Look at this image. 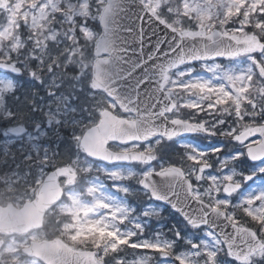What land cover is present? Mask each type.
Segmentation results:
<instances>
[{
	"label": "clouds",
	"instance_id": "clouds-1",
	"mask_svg": "<svg viewBox=\"0 0 264 264\" xmlns=\"http://www.w3.org/2000/svg\"><path fill=\"white\" fill-rule=\"evenodd\" d=\"M84 2L87 4L86 9L78 4L69 3V0H30L28 9L23 13L25 19L18 20L11 30L5 27L0 38V70L16 74L26 73L28 79L42 85L44 93L51 97L44 102L39 90L33 87L23 92V99L15 105L18 111L12 112L11 101L18 98L17 93L13 91L4 100V106L9 113L14 118L19 117L23 125H35L36 128L47 125L49 114L56 113L58 122L52 124L49 129L50 135L42 133L49 140L61 139L59 129L64 127L65 120L76 121L79 125L67 127L71 132L68 139L72 146V155L60 160H47V163L53 164L56 171L62 168L71 169L75 177V180L65 178L61 181V197L46 209V223L52 239L51 247L58 250L62 257L68 256L71 254L70 250L77 248L94 251L98 264H103L104 255L110 247L113 251L116 250L115 240L98 244L94 238L84 236L78 238L83 218L77 221L74 215L75 209L80 206L74 203V198L82 196L83 193L75 191V184L79 183L82 175L103 169L102 165H96L94 161L124 158L126 153L134 156L145 168L143 172L130 175L131 181L139 187L129 188L127 192L133 198L143 194L157 202L148 205L154 209L150 220L157 222L165 220L162 205L168 204L180 210L187 225L193 230L205 225L207 234L210 229L219 227L223 230L224 226H228L241 235L242 239L253 236L257 229L264 236V195L251 197L249 200L240 198L236 203L232 201V197L239 194L242 186L258 174L257 170L249 172L242 170L239 166L241 159L246 157L250 161H260L264 164V111L248 112L242 106L245 100L252 103L250 97L264 98V75L254 84L252 76L247 80H243V77H228L231 84L237 85L235 100L239 103L235 112L221 105L214 109L216 115L213 119L215 120L216 116L220 117L216 123L209 126L208 121H201L189 125L180 119L182 109L190 110L193 105L200 107L199 102L212 101L213 93L201 94L199 90H194L192 82L185 80L184 77L191 76L195 68L184 69L182 58L172 59L169 67L173 70L168 74L165 86L167 91L164 93L168 103L158 112L153 111L156 107L153 104L147 109L151 115L146 118L141 114L138 105L144 103L148 97L159 95L162 91L161 86L151 84L142 90V95L130 86L120 87L122 80L119 79L114 66L118 62V57L125 55L120 51L123 46L117 44L113 53H101L98 56L95 39L102 34V28L98 33L90 25V21L103 25L107 18L106 2L105 0ZM259 3L264 7V0H259ZM15 7L17 5L13 0H6L0 3V12L7 14ZM138 7L147 11L143 0H133L128 5L133 11ZM241 8L242 0H227V7L223 8L222 12H207L201 8H189L184 5L182 9L177 8L179 14L171 19L161 17L159 24L181 36H195L211 31L213 37L220 38L215 41L216 46H222L226 39L237 44L249 45L246 51L249 53L257 51L260 54L259 61L254 55L251 56L253 63H259L264 68V43H258L264 40V20L252 16L254 5L250 4L249 7L243 8V11ZM150 18L154 17L150 15ZM21 22L28 35L19 30ZM231 25L234 27H230ZM126 28L128 34L134 30L132 27ZM127 47L134 49L135 44H129ZM185 54L192 55L193 50L189 49ZM137 59L133 55H127L124 59V70H127L130 62ZM242 80L243 83H239ZM223 87L227 90V85ZM257 92L259 96L256 95ZM192 96L197 99H190ZM253 107L255 108V104ZM33 114H36L35 117ZM245 116L249 119L246 120ZM228 117L236 121L235 125L218 131V125L225 123L231 125ZM13 122H16L15 119ZM106 127L113 129V138L104 145L103 155H92L81 146V140L86 134L92 133L93 129L97 133H102ZM177 127L204 133L209 140L218 138L224 144L240 146V150L222 156L220 153L224 145L216 147V151L213 149L198 151L185 145L179 157V165L169 162L157 169V165L163 163L158 151L159 146L177 135L175 131ZM242 129L258 130L259 143L251 137L242 139ZM130 137L134 138L129 141L130 147L125 146L122 142ZM31 148V142L23 139L11 152L9 157L11 163L9 160L0 161V166L11 168L10 173L5 171L4 174L8 179L0 180V196L7 202L16 204L19 200L35 201L43 187L44 179L40 177L29 179L31 174L28 170L45 163V160L32 153ZM257 200L259 205L253 208ZM245 204L247 206H244ZM186 206H191L197 211L193 212ZM238 213L247 217L245 223L242 224L237 219ZM174 235L180 239L178 232L175 231ZM56 241H61L62 244L57 245ZM186 243L192 248H199L191 240ZM174 244L175 241L160 245L162 250L158 255L160 257L174 255ZM7 247L8 242L5 241V248ZM149 254L152 255L151 252ZM201 255L206 258L200 259ZM238 255L240 253L231 251L230 246L228 251L224 248H217L216 251L200 249L192 254L193 258L189 264H223L220 257ZM152 259L153 264H158L155 255H152ZM25 261L31 264V258L23 246H20L9 254L6 261H0V264H25ZM49 264L59 262L49 258ZM252 264H264V259H253Z\"/></svg>",
	"mask_w": 264,
	"mask_h": 264
},
{
	"label": "rangeland",
	"instance_id": "rangeland-1",
	"mask_svg": "<svg viewBox=\"0 0 264 264\" xmlns=\"http://www.w3.org/2000/svg\"><path fill=\"white\" fill-rule=\"evenodd\" d=\"M28 1L30 2V0ZM13 3L17 5V7H15L12 12H9L4 16L3 22L5 23L3 24V27H0V38L3 36L5 27L11 30L12 26H14L18 20L23 21L25 19L23 13L26 11V9H28V2L26 0H13ZM69 3L78 4L80 7L85 9L87 8V4L84 2V0H69ZM146 4L150 11L157 17H166L171 19L173 16L179 14L176 11L177 8L180 7L182 9L184 5L189 8H201L207 12H222L223 8L227 7V0H146ZM242 4L243 8L249 7L250 4L254 5L252 16H258L261 20H264V7L261 6L259 0H242ZM243 8H241V11H243ZM184 19L186 20L187 17ZM90 25L95 31L99 33V29L96 27L98 22L90 21ZM230 27H234V25H231ZM19 30L25 35H28L22 22L19 24ZM248 30L251 31V29ZM208 32L209 31H206L200 35H205ZM252 55L256 57L257 61L260 60L259 52L254 51L249 53L247 51L234 57L224 59L221 62H201L197 65L191 64L183 66L184 69L190 67L195 68V71L192 73V75H186L184 79L191 81L194 90H199L201 94L204 92L213 93V100L208 102H199L200 107L193 105L190 110L182 109V112L186 111V113H188L196 111L203 113L199 116V118L203 119L204 121H208L209 126L216 123V121L220 119L219 116H216L215 120L213 119V116L216 115L214 109H218L219 106L223 105L229 107L230 111L235 112L237 104L239 103L235 100V91L237 90V85L231 84V82L228 80V77H243V80H247L249 76L254 77V75L257 74L258 77L256 78L255 82L260 80L261 75H259L257 71H255L254 75H252L254 71V63L251 59ZM259 65L262 67L261 64ZM262 70L264 72V68H262ZM243 80L239 83H243ZM167 81L165 82L164 87L166 86ZM15 82L16 80L11 77L0 76V95L5 91H12ZM38 85L40 87V95L44 98V102H46L51 97L44 93L42 85ZM225 85H227V90H225L223 87ZM220 93L223 94L221 95ZM256 95L259 96V92H257ZM190 99L196 100L197 97L192 96ZM1 104L2 96H0V105ZM247 104V107L243 105L242 106L244 109L246 108L248 112L264 111V98H254L252 99V103ZM253 104H255V108L253 107ZM35 115L36 114H34V117ZM195 118L199 119L197 117ZM245 119L247 120L249 118L245 116ZM228 120H231V125L228 123L218 125L217 130L219 131L222 128L235 125L236 121L232 120L231 117H228ZM199 121L201 120L199 119ZM57 122L58 119L56 117V113H50L47 125H41L39 128H36L35 125H32L31 130H29L26 136L22 138V140L27 139V141L31 142V150L32 153L34 152V155L40 157L42 160H45V163H42L39 167L28 170L31 174L29 179H31L33 176L40 177L41 179L44 177L46 174V166L49 167L53 165L47 163V160L50 159L55 161L63 159L62 157L66 152L68 153L67 156L72 155V146L70 140L68 139L71 132L67 127L70 125L72 127H79L76 121L65 120L64 127L59 129L61 139L53 138L52 140H49L47 139V136L42 135V133H48L50 135L49 129L53 123ZM212 139L213 147H209L205 144H194L193 141L196 140V138L194 140H192V138L181 139L176 143L175 146L179 148L181 153H178L174 148H172L171 152H173V154L171 155L174 158L180 157L184 151L185 145L196 148L198 151L210 150L221 146L222 143L219 142L218 139ZM202 140L209 139L202 136L200 137V141ZM211 140L209 141L211 142ZM165 145L167 144L162 143L159 146L158 151L160 155H165V153L168 152V150L164 148ZM167 146L171 147L173 145ZM226 146L227 147H223L220 155L227 156L240 150V146L237 145L233 146L234 149L232 148V145L226 144ZM2 151L6 152V149L4 151L3 148ZM161 158L162 157L160 156V159ZM95 164L102 165L103 169L93 170L85 175H82L79 179V183L75 184V191L77 193H83V195L79 196L78 198H74V203L80 205L75 209L74 215L77 221H80V219L83 218V223L80 224L79 227L78 238L80 236L94 238L98 244H104L108 240L116 241V250L113 251L111 247L109 248L108 252L104 255L103 264H153V254H149L150 252H154L152 249H161L159 247L160 245L170 244L174 238L175 240L184 241L185 245H182V251L179 255H176L174 252V255L172 256L157 260L158 264H189L193 258L192 254L200 249H204L205 251L208 249L216 251L217 248H224L226 251H228L212 232L209 231L206 234V229H201L198 231V234L191 231H184L185 233L183 232V239L182 234H180L178 231L180 239H177L176 235L173 234V232H175L173 224H170L171 229H169V231L172 233L171 236L173 240H163L161 238V228L163 221L156 224L155 226H149L151 223L150 218L154 212V209L150 208L148 205L153 203L146 200L144 202V199L140 200L137 197L133 198L127 192V189L129 188L136 189L134 183L130 179V175L134 174L135 172H143V169L138 170V167V169L135 170L127 165L106 166L102 163ZM239 166L245 172H249L255 171L259 165L257 163L251 164L247 162L244 157L239 162ZM23 170L24 166L22 165L21 171ZM3 179H8V177L5 176L0 180ZM61 181L62 180H60V182ZM261 195H264V174L250 185L242 188L239 191V194H237L235 197H232V201L234 199L233 203H236L240 198H242V200H249L251 197H259ZM0 199H2L3 202H6L2 196H0ZM131 200H133L132 203ZM23 201L24 200H19L15 205L17 206ZM139 205L141 208L138 210ZM258 205L259 200L253 204V208L258 207ZM245 206L247 205L245 204ZM138 224L140 225L139 228L137 227ZM180 230H184V227L181 226ZM132 233H135V235L133 236ZM50 237V230L46 221L43 228L32 231L28 235L22 237L0 236V238H4L5 241L8 242V247L5 248L4 245L3 249L0 251V261H6L9 254L15 252L17 247L28 245L31 240H42L48 239ZM262 237L264 238V236ZM188 240H191L193 244H198L199 248H192L190 244L186 243ZM201 241H203V243ZM146 248H148V250H146ZM255 257L259 258L255 255L253 258L241 261L234 259L233 257L222 256L220 257V260L223 262V264H252V260L255 259ZM205 258L206 257L204 255L200 256V259L202 260ZM96 259L98 261L97 255ZM37 262V259L31 258V264H37ZM25 264H27V261H25Z\"/></svg>",
	"mask_w": 264,
	"mask_h": 264
},
{
	"label": "water",
	"instance_id": "water-1",
	"mask_svg": "<svg viewBox=\"0 0 264 264\" xmlns=\"http://www.w3.org/2000/svg\"><path fill=\"white\" fill-rule=\"evenodd\" d=\"M133 0H107V18L104 21L102 34L95 42L96 53H113L116 45H122L120 51L125 54L118 57L115 71L119 74L121 81L120 87L130 86L135 89L138 94H143L142 90L150 87L151 84H159L161 93L159 95L148 97L144 103L138 105L141 114L146 118L151 115L147 111L154 104L156 107L153 111H157L168 103V98L163 91V83L169 70V62L172 59L182 58V62L189 63L203 59H213L217 57H225L235 55L246 50L249 45L237 44L235 41L226 39L222 46H216L215 41L219 37H213L211 32L206 36H198L193 39L183 35H177L164 26L156 24L147 11L130 10L128 5ZM127 13V15H126ZM126 27H132L134 30L128 34ZM135 44L134 49L127 47L129 44ZM258 43H261L258 41ZM189 49L193 50L192 55H188ZM183 50V51H182ZM127 55H133L138 59L130 62L127 70H124V59ZM138 73V74H137ZM149 101H151L149 103ZM111 119V117H110ZM187 124L191 125L187 122ZM24 129H14L13 133H20ZM177 135H187L191 133H200L188 130L186 128L177 127L175 129ZM175 135V136H177ZM260 135L257 131L246 130L243 132L242 139ZM173 136V137H175ZM113 138V129L106 127L102 133H97L95 129L90 134H86L81 140L82 146L92 155H103L104 145L109 139ZM134 138H127L122 143H127ZM116 160L129 162L136 160L134 156L126 153L124 158H113L107 161ZM137 161V160H136ZM67 174L73 177V174L67 172V168L59 171H51L45 178L43 187L40 190L35 201L25 203L20 209L8 205L6 208H0V231L5 233L25 234L31 228L40 227L42 225V217L48 205L57 201L61 195V189L56 183L57 176ZM189 210L195 212L197 209L186 206ZM183 210V209H182ZM180 211V210H179ZM232 245L226 240L233 250H237L239 246L234 243ZM61 245V241L55 242ZM2 241H0V246ZM51 240H43L40 242H31L29 247L24 248L28 255H34L42 260L45 264H49V258L59 262V264H97L94 259L93 251H76L70 250L68 256L62 257L58 250L51 247Z\"/></svg>",
	"mask_w": 264,
	"mask_h": 264
},
{
	"label": "snow or ice",
	"instance_id": "snow-or-ice-1",
	"mask_svg": "<svg viewBox=\"0 0 264 264\" xmlns=\"http://www.w3.org/2000/svg\"><path fill=\"white\" fill-rule=\"evenodd\" d=\"M216 150H217L216 148H213V151H216ZM253 162H258L259 166L256 168L257 172L260 174H264V164H261L260 161H253ZM261 259H264V256H261Z\"/></svg>",
	"mask_w": 264,
	"mask_h": 264
},
{
	"label": "bare ground",
	"instance_id": "bare-ground-1",
	"mask_svg": "<svg viewBox=\"0 0 264 264\" xmlns=\"http://www.w3.org/2000/svg\"><path fill=\"white\" fill-rule=\"evenodd\" d=\"M13 135H15V134H13ZM43 217H45V216H43ZM226 240H228V241L230 242V244L232 245V240H231L230 237L227 238ZM234 241L236 242V244H237L238 246L242 243V240H234Z\"/></svg>",
	"mask_w": 264,
	"mask_h": 264
},
{
	"label": "trees",
	"instance_id": "trees-1",
	"mask_svg": "<svg viewBox=\"0 0 264 264\" xmlns=\"http://www.w3.org/2000/svg\"><path fill=\"white\" fill-rule=\"evenodd\" d=\"M18 121H22L21 119H19V117H18V119H17Z\"/></svg>",
	"mask_w": 264,
	"mask_h": 264
}]
</instances>
